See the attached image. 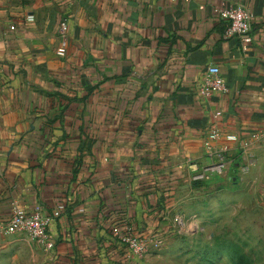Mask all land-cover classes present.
<instances>
[{
    "label": "crops",
    "instance_id": "crops-1",
    "mask_svg": "<svg viewBox=\"0 0 264 264\" xmlns=\"http://www.w3.org/2000/svg\"><path fill=\"white\" fill-rule=\"evenodd\" d=\"M238 4L253 15L244 50L215 10ZM209 64L227 91L205 98ZM213 122L224 133L262 129L264 0L0 1V264H133L114 232L129 226L150 248L178 218L185 225L198 194L228 193L264 225V133L244 151L230 145L226 172L193 180L213 160ZM14 202L46 215L64 203L52 249L4 231Z\"/></svg>",
    "mask_w": 264,
    "mask_h": 264
},
{
    "label": "built area",
    "instance_id": "built-area-1",
    "mask_svg": "<svg viewBox=\"0 0 264 264\" xmlns=\"http://www.w3.org/2000/svg\"><path fill=\"white\" fill-rule=\"evenodd\" d=\"M221 20L225 22L224 37L237 38L242 49H246L252 41V20L253 15L244 4L234 6H222L215 9ZM32 20L31 17H28ZM58 46L55 53L59 57L66 55V49L69 42V27L66 17H62L57 27ZM225 86L217 65L209 64L203 74L199 93L203 97H209L214 92H226ZM220 112L217 111L214 117H219ZM264 124L261 130H252L247 134L224 133L216 123H212L204 135V147L209 157L213 158L209 164H206L195 171L194 181H206L214 176L221 175L226 172L228 165L232 164L226 154L230 151V145L236 144L241 150H246L253 139H257L263 135ZM218 139H223V144L219 149H215L213 143ZM240 171L245 173L247 165H242ZM65 209L64 203H58L50 215L43 213L41 207L36 206L31 212L24 210L17 203H13L12 213L8 221L4 224V231L9 234H16L28 237L36 245L50 250L54 246V241L50 232L52 221L59 218ZM178 224L182 223V219L176 220ZM117 239L124 244L133 256V264H147L145 256L149 250V240L141 235H135L129 226L122 231H115Z\"/></svg>",
    "mask_w": 264,
    "mask_h": 264
},
{
    "label": "rangeland",
    "instance_id": "rangeland-1",
    "mask_svg": "<svg viewBox=\"0 0 264 264\" xmlns=\"http://www.w3.org/2000/svg\"><path fill=\"white\" fill-rule=\"evenodd\" d=\"M0 1L40 8L44 0ZM210 194H198L185 210V225L175 222L171 234H164L150 246L147 264H232V244L239 246L251 264H264V225L258 220L262 214L247 217L242 207H231L228 193L219 201L210 198Z\"/></svg>",
    "mask_w": 264,
    "mask_h": 264
},
{
    "label": "trees",
    "instance_id": "trees-1",
    "mask_svg": "<svg viewBox=\"0 0 264 264\" xmlns=\"http://www.w3.org/2000/svg\"><path fill=\"white\" fill-rule=\"evenodd\" d=\"M229 258L232 264H251L249 259L240 251L236 244L230 245Z\"/></svg>",
    "mask_w": 264,
    "mask_h": 264
}]
</instances>
